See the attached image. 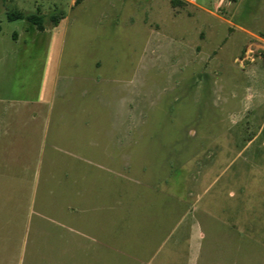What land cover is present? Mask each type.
I'll return each instance as SVG.
<instances>
[{"label":"rangeland","instance_id":"374dc122","mask_svg":"<svg viewBox=\"0 0 264 264\" xmlns=\"http://www.w3.org/2000/svg\"><path fill=\"white\" fill-rule=\"evenodd\" d=\"M74 4L0 0V264L21 260L28 200L38 217L76 184L109 187L115 215L78 260L264 264V0ZM9 11L64 17L39 35Z\"/></svg>","mask_w":264,"mask_h":264},{"label":"crops","instance_id":"0c3cea01","mask_svg":"<svg viewBox=\"0 0 264 264\" xmlns=\"http://www.w3.org/2000/svg\"><path fill=\"white\" fill-rule=\"evenodd\" d=\"M76 5V4H74ZM8 13V12H7ZM8 15V14H7ZM9 19V18H8ZM28 23H30L28 21ZM61 24V21L58 25H55L51 29L45 28V30L40 31L36 28L35 25L27 24V30L32 29L33 31L37 30L39 35H44L50 31L56 30ZM32 25V26H31ZM1 30V25H0ZM31 31V32H33ZM41 33V34H40ZM13 37L15 38V34H18L17 39H20L21 35L19 32L14 31ZM21 109L19 105L16 106L14 113H19L18 110ZM13 112L10 113L11 115L14 114ZM32 118H35L37 115L35 112L29 113ZM18 115V114H17ZM17 123L19 122V118L17 117ZM14 117H2V120H0V151L4 153L3 155H9L8 148L9 144L11 143V136H12V124L14 122ZM23 122V120H22ZM26 122V121H25ZM26 168V166H24ZM25 169L23 168L22 171ZM26 171V170H25ZM20 172V171H19ZM83 186L75 185L72 186L71 189H74V197H69V199H66L64 203H52L44 201V209L46 213L40 214L38 210L39 216L36 217L35 215V208L37 209V200L35 198H32L31 200H28L27 207H28V214L24 215V227L25 231L22 232V235H17V241L19 243V247L21 246V254L19 259V264H62L60 261L51 259L50 256L52 255V258H54L53 253H72L74 258H76L75 262L71 264H95V261L92 262H84L83 259V251H84V244H85V238L87 237H93V238H100V236H112L114 234L112 225L114 223V216L111 215V207H110V199L108 197L107 192L109 190V187L106 188V195L105 192L103 194L96 192L94 193L93 189V198H84V193L82 192ZM68 189V188H65ZM79 194L82 196L81 202H76L78 199ZM104 195V196H103ZM103 196V197H102ZM97 198V199H96ZM80 199V198H79ZM22 200L19 199L20 202ZM84 201V203H83ZM16 203L17 209H20L21 207L19 204ZM76 202V203H75ZM90 202V203H89ZM91 204L92 211L91 214H84L85 213V205ZM41 204V201L40 203ZM23 209L25 203L22 204ZM33 211V213L31 212ZM24 212V210H23ZM27 215V216H26ZM32 215V217H31ZM25 216L27 218H25ZM31 237V238H30ZM22 238V242H21ZM31 240V241H30ZM3 244L1 245V249H3ZM29 244L30 246V252L29 258H27V262L25 263V255H26V245ZM47 251V252H45ZM45 256L47 255L50 260H44V261H37L35 258L37 256ZM81 255V260H78V258ZM30 256H32L30 258ZM24 258V262L22 260ZM18 262V261H17ZM1 263V262H0ZM98 263V262H97ZM70 264V263H69Z\"/></svg>","mask_w":264,"mask_h":264},{"label":"trees","instance_id":"16d2710c","mask_svg":"<svg viewBox=\"0 0 264 264\" xmlns=\"http://www.w3.org/2000/svg\"><path fill=\"white\" fill-rule=\"evenodd\" d=\"M84 0H75V4H80ZM176 1V0H174ZM182 1V0H177ZM64 16L62 15H51L50 19L54 22V25H58L60 21L63 19ZM9 20H16V19H25L36 26L37 29L40 31L45 30V14L40 12H24V11H9L8 12Z\"/></svg>","mask_w":264,"mask_h":264},{"label":"built area","instance_id":"2783aa9c","mask_svg":"<svg viewBox=\"0 0 264 264\" xmlns=\"http://www.w3.org/2000/svg\"><path fill=\"white\" fill-rule=\"evenodd\" d=\"M183 1H186V2H188L190 4H194V5L199 3V0H183Z\"/></svg>","mask_w":264,"mask_h":264}]
</instances>
